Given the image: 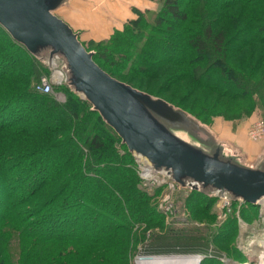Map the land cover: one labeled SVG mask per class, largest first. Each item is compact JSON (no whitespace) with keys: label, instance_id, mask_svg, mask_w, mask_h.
<instances>
[{"label":"trees","instance_id":"16d2710c","mask_svg":"<svg viewBox=\"0 0 264 264\" xmlns=\"http://www.w3.org/2000/svg\"><path fill=\"white\" fill-rule=\"evenodd\" d=\"M159 3L156 11L140 13L95 50L85 47L101 70L116 83L204 125H208L206 117L183 106L182 98L160 96L168 92L164 83L176 75L180 79L190 76L193 90L203 83L211 93L238 104V116L264 106V0ZM241 15L246 18L243 26L239 25ZM227 21L232 23L230 29L224 25ZM2 32L0 80L8 79L10 72L17 74L8 79L14 87L0 85V135L25 118L24 131L34 140L17 145L0 139V264H131L137 238L148 237L145 230L133 232L134 223L148 228L163 225V215L139 186L137 157L95 105L80 98L71 84L58 86L66 95L64 104L31 87L30 79L45 73L43 63L0 24ZM238 57L243 58L240 63ZM21 70L25 77L19 76ZM161 76L163 83L153 86V78ZM24 98L32 107L18 106L17 111L5 114L10 103L20 105ZM14 169L30 171L34 178L30 175L25 184H12ZM193 191L191 198L206 203L204 212L218 199ZM233 202L247 209L259 207L242 199ZM236 219L234 214L230 217L233 223ZM228 222L229 228L217 232L216 243L233 235L235 224ZM14 236L20 247L16 252L9 241ZM208 241V237L180 229L169 235L155 233L143 242L142 254H201L206 253Z\"/></svg>","mask_w":264,"mask_h":264},{"label":"rangeland","instance_id":"374dc122","mask_svg":"<svg viewBox=\"0 0 264 264\" xmlns=\"http://www.w3.org/2000/svg\"><path fill=\"white\" fill-rule=\"evenodd\" d=\"M157 1V0H156ZM8 2H0V16L3 14V12L8 11V14L10 16H15L13 18H16L17 20L21 21L23 18V15L19 13L18 9L15 7L9 6ZM160 6V3L157 2V6L154 10H146V11H156L158 7ZM95 11H100L101 15L97 16L98 21L102 20V11L99 7L95 8ZM144 11V12H146ZM66 12V11H64ZM136 16L133 19H137L139 17V14L142 12H135ZM59 14H65L60 11ZM66 15V14H65ZM64 15V17H65ZM84 17V15H83ZM85 18V17H84ZM130 19L129 21L133 20ZM246 22V18L242 15L239 17V25L243 26ZM25 24H21L22 30H30V32L23 33V39L25 43L29 44L31 43V49L33 52L37 54L40 61L43 63L44 71L45 73L40 74L36 79H30V86L33 87L36 86L38 83L41 82V80L45 77L50 78L54 72L50 65V63L55 60L60 68L63 69L65 72V75L67 77V83H63L61 86H65L66 84H71L75 89L79 90L78 82L76 77L73 75L72 71H70L69 65L67 64L65 58L62 54L59 52L58 44L57 43H51L47 44L45 41H41L38 44L35 45V41L37 38H39V29L34 27L29 21H25ZM113 22L110 23V25ZM126 23L123 24V26L118 29H114V31L105 38H98L96 37L89 29V26L85 23L84 28L81 30L82 34L80 36V40L83 42L85 47L90 50H95L97 48L98 44H102L103 42H106L110 40V38L117 32L122 31L126 25ZM224 25L230 29V26L232 23L225 22ZM236 25V24H235ZM24 31V30H23ZM5 36L4 33H0V37ZM34 38V40H33ZM33 40V41H32ZM56 44V45H54ZM171 54H174L175 57L181 58L179 54L176 52H173ZM24 57V56H22ZM248 58V57H247ZM243 60L242 57H238L236 62L240 63ZM179 61V60H178ZM196 62V60H193ZM26 63L29 64V62L26 60ZM194 64V63H193ZM23 72V73H21ZM25 71L21 70L18 71L19 76L25 77ZM179 72V71H178ZM17 74V72H10V75L8 76V79L13 74ZM181 74V72H179ZM183 76V75H182ZM6 77V76H5ZM143 78H145V75H142ZM188 77V78H187ZM186 79H180L181 77L177 78V75L172 77L173 79L168 81L167 83H164L163 86L168 88V92H164L160 96L176 100L178 97L182 98L184 100L183 106L186 108H189L193 110L195 113H200L201 115H204L206 117V121L208 122L209 126H217L218 124L221 125L222 128L218 129L219 132L224 135L231 138H236L237 141L240 142L241 139H243V145L245 146V151L247 155L250 158H253L254 154L250 153L248 151V148H264V137L260 140H254L250 137L249 131L252 126L253 121L255 118H260L264 121V106L257 107L253 111L247 114H243L241 116H238L235 111L241 109V107L236 103H231L230 98L220 97V95H217V92L211 93L207 89L211 90L210 88H207L206 85L201 84L202 86H199V88H195L193 90L192 82L189 78L190 76H187ZM6 79L0 80V85H4L6 87H14V84H10V80ZM152 85L155 87H158L163 83V77L160 78H153ZM175 80V81H174ZM149 82V81H147ZM166 82V81H165ZM204 82V81H203ZM211 84V83H209ZM121 86V87H120ZM212 86V85H209ZM114 91L119 99V101L123 104L125 109H127L131 115L134 117V120L136 123L143 129H145L148 133L156 137L161 143L167 144V146L173 147L175 149L180 150L181 152L190 155L193 157V147L189 145V143L181 138L178 134L172 135L169 130V121L171 118V112H166L163 109L161 111H158L156 108L158 104L156 101L149 99L148 97L141 95V93H137L135 90H131L129 87L115 84L113 86ZM143 88H147L144 87ZM154 88V87H153ZM150 92L154 93L153 89L149 90ZM61 93L64 95L63 100H60L58 98V94ZM56 102L58 104H64L66 102V95L58 89V85L53 86V93L51 94ZM80 98L84 99L83 93L79 92ZM137 99H136V98ZM13 99V98H9ZM147 100V101H146ZM12 101V100H11ZM141 104H139L138 102ZM10 102V101H7ZM166 107L169 105L162 104ZM19 108L26 106V107H32L31 102L29 99H22V102L20 105L16 104L15 102L10 103L7 109L5 110V114L9 112H15L17 111V107ZM146 109V111L142 108ZM33 109V108H32ZM168 109H172L168 107ZM175 110V109H174ZM248 111V109H246ZM176 112V111H175ZM225 112H228L230 114H233L235 117H231L225 114ZM36 113V112H35ZM180 113V112H176ZM153 116H152V115ZM158 115V116H157ZM23 118L24 116L21 115ZM24 119L18 120V124L16 127L9 128L8 130H5L6 132L1 133L0 139H6L11 141L14 144L20 145L26 141L33 142V138H30L29 134L24 131L25 127L24 125ZM158 120V121H157ZM190 123L193 125V121L188 119ZM21 129L19 132H14L13 130ZM226 128V129H225ZM230 131L231 133H228L227 131ZM246 130L245 135H241V133ZM10 131V132H9ZM14 132V133H13ZM173 132V131H171ZM238 132L237 134H235ZM3 146L1 140H0V149ZM52 155H58L57 152L51 153ZM196 155V154H194ZM137 156L136 160V170H137V176L139 179V186L143 189L146 197L151 198L152 202L155 203V209L158 210L161 215H163V225L160 227H152L148 228L143 223H134L133 225V232H141L142 230H145L148 237H144L143 240L137 238V251L134 253L133 258H131V264H138L139 257L142 256H169V255H190V256H196V255H204L206 256L205 259L200 264H224L223 260H228V263L230 264H256L257 258L261 257V254L264 251V199L262 202H260L259 205H257L258 208L254 209L251 208L247 209L244 207V205L233 202L229 210L227 211V216L224 220H220V216L225 211L221 201L219 199H216V201L212 202L207 206L208 211L204 212V207L206 203L199 202V198H191V195H193L195 192L193 191V186L189 185L187 179V176L183 174H178L177 177L178 185H176V189H172L169 187L167 183H162L163 178H159V181L151 182V181H144L142 179L143 171L141 169L142 161L140 160V156ZM44 159V158H43ZM203 160H210L209 158L203 157ZM242 162H244L242 159H240ZM217 162V161H214ZM157 172L160 171L159 169H155ZM248 173H250L252 178H264V172H251V170H246ZM30 171L23 170L22 172H19V170H12L10 179L13 181L12 184L20 183L24 181H27L29 177L31 179L34 178L33 175H31ZM6 177V176H5ZM3 178H0V181ZM204 190L210 191L213 187L211 185H204ZM167 194L170 195V201L168 203L172 204L174 207V216H167L165 212H163L160 209L161 204H165V196ZM191 194V195H190ZM234 194V193H233ZM29 200V199H28ZM167 203V202H166ZM227 208V207H226ZM18 212L20 210H24L23 208L17 209ZM197 213L199 216H197ZM193 214V216H192ZM234 214V216L237 218L234 221H230V217ZM230 221V223L235 224V226L232 227L234 230L233 235L228 238L227 240L221 239L216 243V237L217 232H219L222 228L227 229L229 227L225 226V224ZM100 222H103L102 220ZM229 223V222H228ZM229 223V224H230ZM148 228V229H146ZM182 230L184 233L189 234H196L197 236H203L208 237L209 241L205 244L207 250H205L206 253H173V254H142L145 253V250L142 248V245L144 246V241L151 240L152 237L155 236V233L169 235L173 231ZM7 232V231H6ZM143 232V231H142ZM141 232V233H142ZM229 234L231 233L228 229ZM213 237V240L211 239ZM17 237H11L10 242L13 244V248L16 251H19L20 247H18L17 243ZM215 239V240H214ZM218 240V239H217ZM225 252V253H224ZM264 258V257H263ZM32 260H36L34 258H31ZM29 259V260H31Z\"/></svg>","mask_w":264,"mask_h":264},{"label":"water","instance_id":"95a60500","mask_svg":"<svg viewBox=\"0 0 264 264\" xmlns=\"http://www.w3.org/2000/svg\"><path fill=\"white\" fill-rule=\"evenodd\" d=\"M2 1L8 2V7L17 8L23 18L19 21L13 18L15 16L12 17L8 14V11H5L0 16V24L16 40L24 43L31 51L32 47L30 45L32 42L27 44L22 38L23 33L30 32V30L25 29L23 31L20 26L25 24V21H29L40 30L39 36H41L35 41H33L34 38L32 40L35 42L34 46L39 45L38 43L41 41L47 42L46 45L57 43L60 54L63 55L70 71L77 79L79 90H75L78 93H83L84 97L95 105L107 122L130 146L135 156L138 155L146 159L154 169L167 172L177 183L179 180L178 174L187 176L189 178L187 179L189 180L188 183L193 186V190H200L217 198L224 197L232 201L242 199L254 204L262 202L264 199V178H252L250 173L246 171L248 169L251 172H260L259 170L246 167L244 162L240 160L235 163L233 162L234 160L224 162L220 160V153L218 152L217 155L219 156L216 155V157L209 158L193 150L192 157L178 149L167 146L163 142L161 143L156 137L141 128L131 113L119 101L114 91L113 86L119 83H116L97 66L93 61L92 55L79 40L78 34L54 13L60 0H0V2ZM53 62L57 64L55 60L51 63ZM119 85H122V87L126 86L124 84ZM130 89L133 90L132 88ZM141 95L143 96L144 94L141 93ZM144 96L160 104L156 108H162L163 111H170L168 107L172 108L171 106L162 105V102L146 94ZM138 103L141 104L140 102ZM142 108L144 109L143 106ZM162 109L157 110L161 111ZM144 110L146 111V109ZM171 110L180 112L179 114L186 116L192 121L199 122L181 110H174V108ZM169 130L174 135L170 128ZM203 157L210 160H203ZM207 184L213 187L210 191H206L203 188Z\"/></svg>","mask_w":264,"mask_h":264},{"label":"crops","instance_id":"0c3cea01","mask_svg":"<svg viewBox=\"0 0 264 264\" xmlns=\"http://www.w3.org/2000/svg\"><path fill=\"white\" fill-rule=\"evenodd\" d=\"M160 0H60L58 8L54 13L63 19L72 29L80 36L82 29L86 23L92 33L98 38L108 37L114 29L122 27L128 20L136 16L135 12H144L146 10H154L157 2ZM99 7L102 11V20L98 21L97 16L101 15L100 11H95ZM60 11L65 14H59ZM66 11V12H64ZM65 15V17H64ZM84 15V17H83ZM113 22L110 25V23ZM81 41V40H80ZM82 42V41H81ZM83 43V42H82ZM168 112V111H166ZM169 128L174 135L179 134L181 138L186 140L189 145L193 146V150L203 156L209 158L216 157L217 152L220 153L219 158L224 162H238L240 159L244 161L246 167L264 171V148H248V151L254 154L250 158L245 151L243 139L236 140L237 137L231 138L222 135L218 129L222 128L220 124L217 126L202 125L193 120V125L186 116L171 112ZM226 129V128H225ZM228 133H231L229 130ZM236 132L235 134H237ZM244 130L241 135H245ZM241 161V160H240Z\"/></svg>","mask_w":264,"mask_h":264},{"label":"built area","instance_id":"2783aa9c","mask_svg":"<svg viewBox=\"0 0 264 264\" xmlns=\"http://www.w3.org/2000/svg\"><path fill=\"white\" fill-rule=\"evenodd\" d=\"M53 70L55 69L54 74L48 78L45 77L41 80L40 83H38L36 85V90L40 93H44V94H52L53 93V86L54 85H58L61 86L63 83H67V77L65 75V72L63 71L62 68H60L56 63H51L50 64ZM58 98L60 100H63L64 95L59 93L58 94ZM250 137L254 140H260L264 137V121L260 118H255V120L252 123V126L250 128L249 131ZM141 158V157H140ZM142 161V179L144 181H151V182H158L159 178H163V182L162 183H167L169 185L170 188L172 189H176V185L177 182L165 171H156L149 163L146 159L141 158L140 159ZM146 176V177H145ZM148 177V178H147ZM223 207L225 208L223 211L224 213L220 216V220H224L225 217L227 216V211L229 210V208L231 207L233 201L228 199V198H224V197H220L218 198ZM165 204H161L160 209L165 212V214L167 216H174L173 212H174V207L172 206V204L168 203L170 201V195L167 194V196H165ZM167 202V203H166ZM227 207V208H226ZM197 256H204V255H197ZM206 257V256H205ZM264 251L261 254L260 258H257V263L256 264H264ZM205 258H200L201 262L204 260ZM224 264H230L228 263V260H223ZM243 264H248V263H243Z\"/></svg>","mask_w":264,"mask_h":264},{"label":"bare ground","instance_id":"6f19581e","mask_svg":"<svg viewBox=\"0 0 264 264\" xmlns=\"http://www.w3.org/2000/svg\"><path fill=\"white\" fill-rule=\"evenodd\" d=\"M169 110L177 114L173 110L171 109ZM257 205L259 204L257 203ZM200 258H205V256H197V255L196 256H190V255L142 256L139 257L138 264H200L201 263Z\"/></svg>","mask_w":264,"mask_h":264}]
</instances>
